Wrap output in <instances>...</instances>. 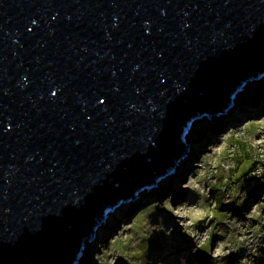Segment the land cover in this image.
I'll return each mask as SVG.
<instances>
[{"label": "water", "instance_id": "1", "mask_svg": "<svg viewBox=\"0 0 264 264\" xmlns=\"http://www.w3.org/2000/svg\"><path fill=\"white\" fill-rule=\"evenodd\" d=\"M262 75L264 0H0V264H75Z\"/></svg>", "mask_w": 264, "mask_h": 264}, {"label": "rangeland", "instance_id": "2", "mask_svg": "<svg viewBox=\"0 0 264 264\" xmlns=\"http://www.w3.org/2000/svg\"><path fill=\"white\" fill-rule=\"evenodd\" d=\"M262 84L198 122L183 165L108 212L75 264H264Z\"/></svg>", "mask_w": 264, "mask_h": 264}, {"label": "bare ground", "instance_id": "3", "mask_svg": "<svg viewBox=\"0 0 264 264\" xmlns=\"http://www.w3.org/2000/svg\"><path fill=\"white\" fill-rule=\"evenodd\" d=\"M247 84H248V83H247ZM238 99H239V93L235 94V96H234V100H233V104H234V101L236 102V101H238ZM202 120H203V119H202ZM200 121H201V120L194 122V123L192 124V126L189 128L188 132H187L186 135L184 136V141H185V143H186V141H187V139H188V136L190 135L191 131L193 130V128H194V127L196 126V124H197L198 122H200ZM187 156H189V153H188V152H187V154H186L184 157L180 156V157L177 159V162H176V164L174 165V168H175V166H177V165H179V166L183 165V161H184L186 158H188ZM174 168H173L172 171L167 172L166 175L171 174L172 172H174ZM142 192H144V191H142ZM142 192H141V194H142Z\"/></svg>", "mask_w": 264, "mask_h": 264}, {"label": "trees", "instance_id": "4", "mask_svg": "<svg viewBox=\"0 0 264 264\" xmlns=\"http://www.w3.org/2000/svg\"><path fill=\"white\" fill-rule=\"evenodd\" d=\"M264 84H262L261 86H263Z\"/></svg>", "mask_w": 264, "mask_h": 264}]
</instances>
